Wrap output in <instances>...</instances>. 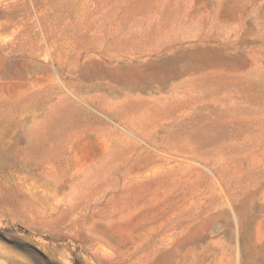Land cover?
<instances>
[{
    "label": "rangeland",
    "instance_id": "rangeland-1",
    "mask_svg": "<svg viewBox=\"0 0 264 264\" xmlns=\"http://www.w3.org/2000/svg\"><path fill=\"white\" fill-rule=\"evenodd\" d=\"M0 264H264V0H0Z\"/></svg>",
    "mask_w": 264,
    "mask_h": 264
}]
</instances>
